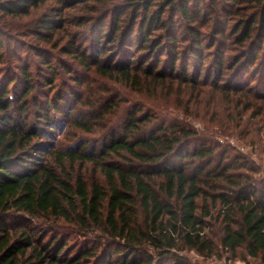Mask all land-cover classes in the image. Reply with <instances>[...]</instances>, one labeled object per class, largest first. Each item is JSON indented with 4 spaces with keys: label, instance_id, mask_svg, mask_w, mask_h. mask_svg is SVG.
<instances>
[{
    "label": "trees",
    "instance_id": "obj_1",
    "mask_svg": "<svg viewBox=\"0 0 264 264\" xmlns=\"http://www.w3.org/2000/svg\"><path fill=\"white\" fill-rule=\"evenodd\" d=\"M44 7L38 62L12 63ZM2 20L0 264H264V176L219 139L264 125V0H0Z\"/></svg>",
    "mask_w": 264,
    "mask_h": 264
},
{
    "label": "rangeland",
    "instance_id": "obj_2",
    "mask_svg": "<svg viewBox=\"0 0 264 264\" xmlns=\"http://www.w3.org/2000/svg\"><path fill=\"white\" fill-rule=\"evenodd\" d=\"M48 7L40 8L37 11H34L30 16L28 17H23L20 21L21 23H25V27L21 30L20 34H18L13 41L7 40L8 44L7 47H4L1 52L4 51L5 58H11L12 63L16 64L19 61H28L30 64L35 65L36 62H38V58L33 54L31 49L29 48V45L37 43L35 40V29H36V24L41 19L43 16L48 11ZM3 24V20L0 22ZM49 47V46H47ZM56 53V52H55ZM61 55V54H57ZM91 55V54H90ZM89 55V56H90ZM62 57V56H61ZM10 62V60H9ZM22 63V62H21ZM8 64V63H6ZM70 67L73 69H80L76 63L75 60L70 61ZM84 71V70H82ZM58 79L56 81L57 85L64 86L65 84L67 87H71L73 89L78 90V86L75 81H73L71 78L74 76H70L71 74H64L62 71H58ZM38 74H36L37 76ZM78 75V74H76ZM83 79V78H80ZM84 81V86H86V89L88 93H91V90H93L94 86H101L104 88L106 85L109 88H114V89H121L125 91V87L121 85L120 83H115L114 81H109L107 79H98L96 84H92L90 86L87 85V79L83 80ZM61 86V87H62ZM80 91V90H78ZM126 91H129L128 89ZM40 97V100L43 98L41 97V91H38L35 94V97ZM145 102H148L151 105H157L158 101H152L149 99H143ZM173 114L176 115L179 119L183 120V118L186 121L191 122L194 124L197 128L202 130V125L200 124L199 121H196L192 117H186L182 112H177L175 109H173ZM248 115L246 116V119L248 120V123L251 122L249 125H244L246 129L251 128L253 129L251 132L247 133L248 140H242L238 136H229V137H219V139L223 142L230 143L233 147H235L238 152L246 154L247 156L250 157V159L255 162L258 167L260 168V174L264 176V125L263 122L260 121V118H255V119H248ZM255 123V124H253ZM241 129L238 130L240 132ZM66 132V130H65ZM60 136H58L59 138ZM59 142H63L65 144H69V140H64L63 137L58 139ZM187 255L190 259V261L193 264H259L257 260H251L250 263L242 261V260H230L227 257V254H222L221 257L218 256H213V257H202L196 254L194 251L187 252Z\"/></svg>",
    "mask_w": 264,
    "mask_h": 264
}]
</instances>
